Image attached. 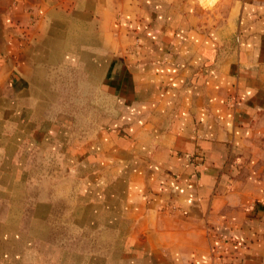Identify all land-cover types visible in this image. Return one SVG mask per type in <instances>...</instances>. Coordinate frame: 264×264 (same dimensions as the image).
<instances>
[{
    "label": "crops",
    "instance_id": "1",
    "mask_svg": "<svg viewBox=\"0 0 264 264\" xmlns=\"http://www.w3.org/2000/svg\"><path fill=\"white\" fill-rule=\"evenodd\" d=\"M216 263L264 264V0H0V264Z\"/></svg>",
    "mask_w": 264,
    "mask_h": 264
},
{
    "label": "rangeland",
    "instance_id": "2",
    "mask_svg": "<svg viewBox=\"0 0 264 264\" xmlns=\"http://www.w3.org/2000/svg\"><path fill=\"white\" fill-rule=\"evenodd\" d=\"M66 231H65V229H60V228H56V229H54V235H56V236H58V237H60L62 234L64 235V236H66V233H65ZM74 233H76V231L75 230H72V231H69L68 232V234H74ZM73 236H69V238L71 239Z\"/></svg>",
    "mask_w": 264,
    "mask_h": 264
},
{
    "label": "built area",
    "instance_id": "3",
    "mask_svg": "<svg viewBox=\"0 0 264 264\" xmlns=\"http://www.w3.org/2000/svg\"><path fill=\"white\" fill-rule=\"evenodd\" d=\"M216 264H219V263H216Z\"/></svg>",
    "mask_w": 264,
    "mask_h": 264
}]
</instances>
